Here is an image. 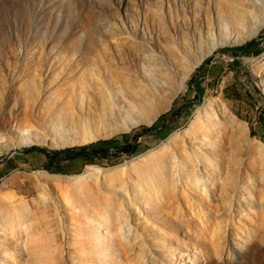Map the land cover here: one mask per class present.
Returning a JSON list of instances; mask_svg holds the SVG:
<instances>
[{
    "label": "rangeland",
    "instance_id": "374dc122",
    "mask_svg": "<svg viewBox=\"0 0 264 264\" xmlns=\"http://www.w3.org/2000/svg\"><path fill=\"white\" fill-rule=\"evenodd\" d=\"M252 4L264 18V0H0V264H264Z\"/></svg>",
    "mask_w": 264,
    "mask_h": 264
},
{
    "label": "trees",
    "instance_id": "16d2710c",
    "mask_svg": "<svg viewBox=\"0 0 264 264\" xmlns=\"http://www.w3.org/2000/svg\"><path fill=\"white\" fill-rule=\"evenodd\" d=\"M258 42H251L247 45L240 46L236 48V51L244 52V53H255L258 50ZM257 50V51H256ZM233 61H237L234 59ZM195 86L198 92V95H203L204 93V87L201 86V80L199 79V75L195 78ZM177 115V114H176ZM145 131H149L151 129H158V131L165 132L169 130V125L167 123L161 125V126H151V128H143ZM138 139L137 142H131L128 144H124L121 146H117L114 140H103L97 142L99 146H96L97 143H92L87 147H82L81 150L66 153L63 155H60L59 153H54L51 156H48L50 163L60 165L63 162H66L69 167H73L78 161H82L83 164L87 163H93V161L98 157H104L107 155L108 150L110 148H114L119 150V152H125V153H133L138 145ZM27 151V150H26ZM51 171L53 172H67L63 170V167L56 166ZM79 172V171H76Z\"/></svg>",
    "mask_w": 264,
    "mask_h": 264
},
{
    "label": "bare ground",
    "instance_id": "6f19581e",
    "mask_svg": "<svg viewBox=\"0 0 264 264\" xmlns=\"http://www.w3.org/2000/svg\"><path fill=\"white\" fill-rule=\"evenodd\" d=\"M252 2H253V0H252ZM243 4H245V3H243ZM253 5H254V4L251 5V9L248 10L247 13H246L245 10H244V12L242 11L241 13H240L239 9L236 11V13L238 14V16H239V17L241 18V20H242V21L240 22V31H241V32H248V33L250 32L249 34H247V36L252 35V31H253L252 28H253V27L248 28L247 26H245V22H244V20H246V17L249 18L250 20H253V21H254V24H255L254 28H255V27L259 28V27L262 25L263 21H264V20H263L264 18H262V17H260V16L257 15L255 8H253ZM240 31L238 32L237 35H240V34H239ZM225 37H226V39H227L228 37H230V34H228V32H226ZM221 43H225V42L222 41ZM210 103H211V102L208 103V105H207L206 108H209V107H210V106H209ZM210 105H211V104H210ZM14 146H15V147H20V146H18V145H14Z\"/></svg>",
    "mask_w": 264,
    "mask_h": 264
},
{
    "label": "water",
    "instance_id": "95a60500",
    "mask_svg": "<svg viewBox=\"0 0 264 264\" xmlns=\"http://www.w3.org/2000/svg\"><path fill=\"white\" fill-rule=\"evenodd\" d=\"M263 37H264V33L261 34L258 38H263ZM201 99H202V95H199L198 98L194 100V102H200ZM136 142H137V138H135L134 143H136ZM81 149H82V147H81V148H78V149H75V150H72V152L79 151V150H81ZM109 151H110V150H108L107 155L109 154Z\"/></svg>",
    "mask_w": 264,
    "mask_h": 264
}]
</instances>
